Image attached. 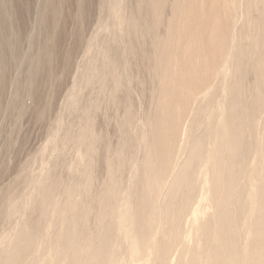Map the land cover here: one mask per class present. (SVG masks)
<instances>
[{"label": "bare ground", "instance_id": "6f19581e", "mask_svg": "<svg viewBox=\"0 0 264 264\" xmlns=\"http://www.w3.org/2000/svg\"><path fill=\"white\" fill-rule=\"evenodd\" d=\"M124 1L110 0L108 4L112 26L118 32L130 30L127 28L130 19L123 8ZM180 11V16L172 14L167 24L169 27L174 26L176 21L186 22V18H181L183 11L179 14ZM102 28L104 32L109 31L108 25ZM168 32L169 36L161 40L159 56L168 54L172 39L174 41L178 36L188 39L186 34L177 32L175 36L172 33L174 38ZM111 35L110 40L107 35V39L99 43L95 35L86 49L91 57L84 88L97 86L96 97H91L84 108H79L81 90L76 85L77 81L72 87L73 92L70 91L72 95L68 99V109L80 111L81 114L77 133L66 134L63 138V142L65 140L76 152L75 159L65 166L71 178L63 187L57 186L51 179L49 164H45L32 183L29 194L17 201L8 200L6 216L14 219L15 224L0 236V264H172L171 258L176 250H179V256L174 264H264V150L261 148L263 151L259 158H252L250 154V161L247 154L248 147H252L251 141H245L241 133L245 125H254L253 117L257 114H253L257 110L242 107L246 95L243 91L245 99H242L239 78L234 85L226 83L229 85L228 103H221L225 107L221 105L218 111L214 110V116L210 111L207 114L208 125L212 120L209 125L212 126L211 131L198 135L188 132V115H184L181 130L167 129L169 119L172 116L179 119L180 116V112L167 111L169 103L178 97L175 93L178 88L172 83L180 81L188 69L184 68V64L171 71L158 94L161 105L158 106L160 121L157 126L160 129L156 137L151 136L154 133L151 132L152 125H156V122L152 124L149 118L132 125L133 131L126 120L122 132L124 139L105 159L106 176L100 187L93 190L95 145L98 141L93 115L98 108L97 100L106 96L109 82L116 90L123 85L125 76V67L119 61L122 36L114 31ZM188 61L191 64L190 59ZM260 62V66H257V90L261 89L260 95L264 99V70ZM228 63L226 59L220 65L217 76L220 73L226 76L241 73V66L236 65L238 62L234 66ZM167 64L174 65L172 62ZM201 81H197L196 85L204 86V81ZM261 83L263 86L259 87ZM180 88L189 87L184 85ZM210 88L208 84L201 91H194L196 97L192 104L198 102L196 100L200 96L206 99ZM201 123L202 120L198 128ZM178 132V151L176 156L172 153V160L166 144ZM58 134L53 136V141ZM128 150H131V155L126 160ZM124 167L128 168L126 179L119 177ZM241 170H246L250 175L252 173L248 190L243 191L237 199V204L248 202L245 213H241L240 206L234 205V193L240 184L238 174L243 173H240ZM16 205L20 210L13 212ZM34 206L35 216L25 219V210ZM186 213L191 215L192 220L189 229L183 230ZM206 213L208 216L204 219ZM244 229L246 235L242 239Z\"/></svg>", "mask_w": 264, "mask_h": 264}, {"label": "rangeland", "instance_id": "374dc122", "mask_svg": "<svg viewBox=\"0 0 264 264\" xmlns=\"http://www.w3.org/2000/svg\"><path fill=\"white\" fill-rule=\"evenodd\" d=\"M109 3L110 0H0V236L15 224L14 219L6 216L8 200L17 201L29 194L32 183L45 164H49L51 179L57 186L63 187L71 178L65 166L75 159L76 152L65 140L63 142V138L66 134L77 133L81 114L68 109L67 103L76 81L81 90L79 108H84L89 99L98 93L97 86L84 88L91 57L87 48L95 35L98 43L106 40L107 35L110 40L113 31L122 36L119 61L125 67V76L123 85L116 90L109 82L106 96L97 100L98 108L93 115L94 132L98 136L93 190L100 187L106 176L105 159L124 139L122 132L126 120L130 122L128 126L131 129L132 125L149 118L152 124L156 122L151 129L154 132L151 136L156 137L160 129L157 126L160 121L158 106L161 105L158 94L170 72L184 64V68L188 69L186 75L172 83L178 88L175 92L178 100L173 98L167 110L180 112V116L179 119L172 116L168 120V131L181 130L184 115L189 116L191 121L188 122L190 134L211 131L212 126L209 125L212 120L208 125L207 114L212 112L213 115L216 113L214 110L218 111L223 106L222 102L228 103L227 84L234 85L239 78L242 99L246 95L243 100L246 104L242 103V107L257 110L253 114L257 115L253 117L255 123L252 128L249 124L245 125L241 133L245 141H251L252 147H248L247 155L259 158L264 150V126L261 125L264 122V99L260 95L261 89L257 90V66H260V61L264 70V0H125L123 8L130 19L128 32L126 29L118 32L112 26ZM178 11L181 12L179 14L183 11L181 18H186V22L176 21L172 25L174 28H170L168 21L172 14L180 16ZM104 25L109 26V31H102ZM167 30L175 36L186 34L188 39L170 35L179 40V44L172 39L173 44L168 45L171 46L169 52L163 57L158 53L162 47L161 40L168 35ZM226 59L231 66L238 62L236 65L241 66V73L228 74V77L220 73L217 76L219 73L216 71ZM200 80L204 81L202 87L196 85ZM208 84L211 85V92L207 94L209 97L200 96L199 100L203 102L196 100L198 102L192 104L196 97L194 91L199 92ZM184 85L189 88H180ZM262 86L263 83L259 87ZM223 90L227 92L226 97ZM249 95L251 100L246 102ZM57 134L59 136L53 141V136ZM171 139L173 141L164 144L168 146L173 160L172 156L178 151L179 132ZM127 152L126 160L131 150ZM120 172L119 177L126 179L128 168L124 167ZM240 173L234 205L240 206L241 213H245L248 202L237 204V199L248 190L252 173L250 175L246 170ZM30 183L32 185L29 186ZM35 206L25 210V219L35 216ZM18 207L16 205L12 211H19ZM207 216L206 213L203 218ZM191 220V215L186 213L183 230L189 229ZM245 232L246 229L241 233L242 239ZM178 254L179 250H176L171 258L172 264L176 263Z\"/></svg>", "mask_w": 264, "mask_h": 264}]
</instances>
